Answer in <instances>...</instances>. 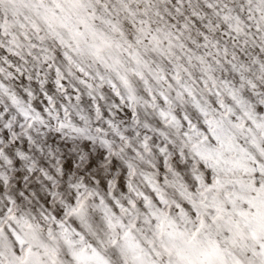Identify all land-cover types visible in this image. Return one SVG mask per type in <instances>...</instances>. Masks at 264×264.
<instances>
[{"label": "snow or ice", "instance_id": "snow-or-ice-1", "mask_svg": "<svg viewBox=\"0 0 264 264\" xmlns=\"http://www.w3.org/2000/svg\"><path fill=\"white\" fill-rule=\"evenodd\" d=\"M0 264H264V0H0Z\"/></svg>", "mask_w": 264, "mask_h": 264}, {"label": "rangeland", "instance_id": "rangeland-1", "mask_svg": "<svg viewBox=\"0 0 264 264\" xmlns=\"http://www.w3.org/2000/svg\"><path fill=\"white\" fill-rule=\"evenodd\" d=\"M69 147H70V145H69ZM61 159H62L63 164H64V166L66 168L74 169L75 165L73 163L72 156L67 153V150H61ZM49 165H50V167H49L50 170H54L55 161L54 160H50L49 161ZM18 171L23 173L26 170L19 169ZM36 177L38 178L39 176L34 175V174H30V175H28V177L26 179L23 176H15L14 180H13V184L17 185V184H19L18 181H20L22 183V185L19 186V187L23 191L25 189H29L30 188V183L32 184V186L36 187L35 184H34V181L37 180ZM43 184L45 185V189H46L47 188V184L44 181H41V183H39V187H41Z\"/></svg>", "mask_w": 264, "mask_h": 264}, {"label": "bare ground", "instance_id": "bare-ground-1", "mask_svg": "<svg viewBox=\"0 0 264 264\" xmlns=\"http://www.w3.org/2000/svg\"><path fill=\"white\" fill-rule=\"evenodd\" d=\"M49 161H47L46 163L50 167ZM36 179L37 180L34 181V184H35L36 187L32 186V184L30 183V188L29 189H25V190H26V192H36L39 196L43 197L45 195V191H44L45 185L43 184L41 187H39V183H41L42 180L39 177L38 178L36 177ZM18 183L19 184L14 185V186L17 187L20 191H22L20 189V187H19V186L22 185V183L20 181H18ZM25 190H23V191H25Z\"/></svg>", "mask_w": 264, "mask_h": 264}]
</instances>
